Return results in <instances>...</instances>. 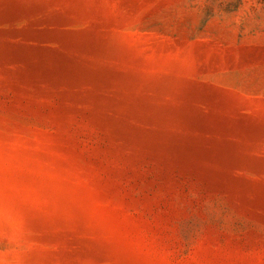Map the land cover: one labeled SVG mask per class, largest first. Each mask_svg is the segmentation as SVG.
<instances>
[{"label":"rangeland","instance_id":"374dc122","mask_svg":"<svg viewBox=\"0 0 264 264\" xmlns=\"http://www.w3.org/2000/svg\"><path fill=\"white\" fill-rule=\"evenodd\" d=\"M0 8V264H264V0Z\"/></svg>","mask_w":264,"mask_h":264},{"label":"bare ground","instance_id":"6f19581e","mask_svg":"<svg viewBox=\"0 0 264 264\" xmlns=\"http://www.w3.org/2000/svg\"><path fill=\"white\" fill-rule=\"evenodd\" d=\"M7 5H5L4 7H6ZM38 5H36V7H37ZM3 7V8H4ZM9 7V6H8ZM2 8V7H1ZM1 8H0V12H2V10H1ZM9 8H11V7H9ZM9 8H7V9H9ZM18 8V7H17ZM29 8V7H28ZM28 8H26L27 10H28ZM6 9V10H7ZM14 10L16 9V7L15 8H13ZM40 9V8H39ZM19 10H20V8H19ZM18 10V11H19ZM22 10V9H21ZM34 10V9H33ZM36 10H38V8L36 9ZM9 11V10H8ZM6 12V13H4L5 14V16H3L2 18H1V21H0V25L1 24H6V23H13V22H17V21H20L21 19H24V18H27V17H23L22 15H29L30 13V11H31V14L33 13V11L32 10H30L28 13H26V14H24V13H18V15H15V16H11L10 14H8V13H10L11 11H9V12ZM43 11V10H42ZM23 12H25V11H23ZM35 12V11H34ZM17 13V12H16ZM37 13V12H36ZM39 13V12H38ZM13 15H14V13H12ZM33 15V14H32ZM34 16V15H33ZM30 18H31V16H29ZM58 17V16H57ZM61 20V19H60ZM65 22V21H64ZM64 22L62 21V23L59 21V19H55L54 17L53 18H47L45 21H40V22H37V21H33V20H31L30 22H29V24H28V26L25 28L26 29V32L27 33H25V30L23 31L24 32V36H25V34H30L29 36H31L32 35V37L34 36V37H36L38 40H40V42L41 41H54V43L55 42H58V41H60V40H65L64 39V33H63V31H62V28L61 27H63L62 25L64 24ZM40 25H45L46 27L44 28V29H39L38 28V26H40ZM50 26H55V28H49ZM0 31H2V30H0ZM10 31V30H9ZM9 31H6V32H9ZM12 31V33H13V30H11ZM10 31V32H11ZM16 31V30H15ZM66 31V30H65ZM64 31V32H65ZM17 32H19V31H17ZM21 32V31H20ZM19 32V35L21 34L22 35V37H23V32L22 33H20ZM5 33V32H4ZM3 33V34H4ZM11 33V34H12ZM15 33V32H14ZM67 33V32H66ZM87 33V32H86ZM90 33V32H89ZM8 34H10V33H8ZM88 34V33H87ZM5 36L7 35V34H4ZM13 35V34H12ZM15 35H18V33H15ZM18 35V36H19ZM79 35V34H78ZM90 35H92V34H90ZM3 36V35H2ZM8 36V35H7ZM14 36V35H13ZM66 36V35H65ZM75 36V35H74ZM80 36V35H79ZM4 37V36H3ZM17 37V36H16ZM14 38V40L15 39H17V38ZM22 37H20V38H22ZM32 38V40L33 39H35V38ZM76 37V36H75ZM26 38L27 37H25V40H26ZM84 38V37H83ZM10 39V38H9ZM11 39H13L12 37H11ZM23 39H24V37H23ZM24 40V41H25ZM31 41V39H29L28 38V41ZM38 40H37V42H38ZM86 40V39H85ZM84 39L82 40L81 39V37H79V39L77 38L76 40H73V42H70V43H72L73 45H72V47H77V48H79L78 50H82L83 51V49H84V41H85ZM17 41H18V39H17ZM23 41V40H22ZM27 41V42H28ZM30 41L28 42V43H30ZM78 41L80 42V44H78ZM32 42H34V41H32ZM62 42V41H61ZM66 42V41H65ZM60 43V42H59ZM87 44V43H86ZM85 44V45H86ZM36 45V44H35ZM68 45V44H67ZM66 45V46H67ZM41 46V45H40ZM69 46V45H68ZM33 47H36V46H34L33 45ZM39 47V46H38ZM62 47H65L64 45L62 46ZM71 48V47H70ZM38 49V48H37ZM40 50V49H39ZM64 50L65 49H63V52H62V50H58V51H55V53L51 50L50 52H52V53H54L55 54V56H57V57H59L61 60V62H62V64H63V62H66V61H69V62H71V64L73 63H75L76 64V66H78L79 68H80V66H81V63H80V60H78V57L77 56H79L78 54H75V55H77L76 57H72L71 55V57L70 58H67V56H69V54L67 55V52L65 53L64 52ZM35 51H36V49H35ZM38 51V50H37ZM43 51V50H42ZM66 51V50H65ZM76 51H77V49H76ZM40 52V51H39ZM44 52V51H43ZM42 52V53H43ZM46 53H48V50L47 51H45ZM49 52V53H50ZM78 52V51H77ZM81 52V51H80ZM84 52V51H83ZM68 53H70V52H68ZM73 53H76L75 51L73 52ZM53 54V55H54ZM81 54V53H80ZM84 54V53H83ZM108 54V53H107ZM106 54V55H107ZM47 55V54H46ZM74 55V54H73ZM88 55V54H87ZM105 55V56H106ZM110 55V54H109ZM54 56V57H55ZM81 56H83V55H81ZM81 56H79L80 58H81ZM112 56V55H111ZM111 56H109V57H105V59H104V61L105 62H107V63H109V61H110V58H111ZM42 56H40V58H41ZM56 57V58H57ZM112 58H113V56H112ZM101 62V61H100ZM67 63V62H66ZM102 63V62H101ZM111 63V62H110ZM109 63V64H110ZM70 64V63H69ZM72 64V65H73ZM105 64V63H104ZM113 64V63H112ZM66 65V64H65ZM84 66V65H83ZM112 66V65H111ZM90 67V66H89ZM84 68V67H83ZM93 68V67H92ZM81 71L84 73V74H86L87 76H90V78H92V79H95L97 76H101L102 75V71L101 70H86L85 68L84 69H82V66H81ZM108 69V68H107ZM106 69V70H107ZM115 69V68H114ZM97 75V76H96ZM96 76V77H95ZM92 83H94V81L92 82ZM114 88V87H113ZM112 87H110L109 89L111 90V91H114V89H113ZM142 111H146V110H142ZM147 112H149L148 110H147ZM149 118L150 117H153V114L152 113H149ZM241 130H247L246 129V126H241Z\"/></svg>","mask_w":264,"mask_h":264}]
</instances>
